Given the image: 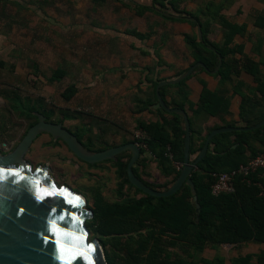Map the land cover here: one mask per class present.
<instances>
[{
    "label": "rangeland",
    "instance_id": "rangeland-1",
    "mask_svg": "<svg viewBox=\"0 0 264 264\" xmlns=\"http://www.w3.org/2000/svg\"><path fill=\"white\" fill-rule=\"evenodd\" d=\"M125 2L129 1L0 0V152H9L19 143L28 128L36 123L34 113H41L49 122L61 123L75 136L78 135L90 152L118 145L119 136L123 137L121 143L132 137L134 139L133 134L140 122L137 118L131 124V118H114L110 113L102 114L97 107L101 98L108 106L113 102L111 90L117 85L112 72L105 70L103 64L110 63L112 52L119 50L121 53L120 49L128 46L127 42L122 43L120 38L111 36L114 34L111 31L114 16L118 14L120 4L125 9H132V5ZM155 7L174 12L167 6ZM253 19L254 14H250L245 25L252 24ZM166 21L153 14L141 23V27L147 30L144 35L148 38L146 43L155 47L154 56L159 46L169 38ZM248 34L251 35L247 40V50L251 48L249 55L263 65L264 32L252 28ZM188 35L195 36L196 27H192ZM182 52L184 66L193 57L194 51L184 43ZM199 52L205 54L202 50ZM141 54L146 55L144 52ZM167 67L172 71L173 66ZM56 69L65 72L64 76L49 82L48 78ZM261 77L264 80V67ZM70 86L75 92L66 99L62 94ZM254 88L250 89L252 92L247 90L248 95H252ZM148 96L149 102L154 103L152 86ZM137 100V106L144 103L141 99ZM258 106L261 109L264 104ZM161 115L166 120L171 118L163 113ZM201 128L197 129L202 131ZM25 160L33 168L46 166L56 184L82 195L90 210L98 199L114 203L142 196L128 185L118 190L124 176L113 163L104 161L89 166L77 159L60 140H54L45 133L31 144ZM147 178H152L153 186L160 187L155 175L149 173ZM98 238L89 232V240H96L100 245ZM243 246H210L198 252L177 245L166 250L171 258L183 257L192 262L204 260L206 264H209L207 259L210 258V264H217L218 257H222L230 264L234 253L243 251ZM115 249L119 263H122L120 254L123 247L116 243Z\"/></svg>",
    "mask_w": 264,
    "mask_h": 264
},
{
    "label": "trees",
    "instance_id": "trees-1",
    "mask_svg": "<svg viewBox=\"0 0 264 264\" xmlns=\"http://www.w3.org/2000/svg\"><path fill=\"white\" fill-rule=\"evenodd\" d=\"M92 1L103 2L105 0ZM181 2L182 0H152L151 6L135 4L134 8L138 16H142L145 12H152L169 21L188 22L194 28L197 27V24L200 25L202 43L199 42L197 33L195 36L184 35L185 44L194 51L193 64L202 62L209 71H213L221 59V67L214 74L219 77L221 84L230 80L232 75L238 76L240 69L248 73L256 84L255 93L260 95L259 102L252 100L245 94H240L242 103L239 117L245 122V126L258 123L264 118V107L260 109L258 106L264 102V80L261 77L259 62H254L248 57L239 61L233 56L235 53L242 55V45L237 46V48L229 47L233 37L243 32L245 26H235L221 21V26L226 29V33L222 45H217L207 38L208 24L204 25L195 14L178 10L176 5ZM166 4L181 17L175 19L171 16H165L160 12L163 10L155 8L156 5L165 8ZM186 17H193L196 22H191ZM254 25L263 29L264 18L259 15L256 16ZM132 34L138 39L145 38L139 33L133 32ZM199 50L205 54L200 53ZM196 69L203 70L200 67ZM64 73L62 70L56 69L48 81H58L64 76ZM190 76L177 83L176 86L182 85ZM157 84L158 82L152 86L155 102H157L155 96ZM168 86L159 89L162 99H164L163 90ZM74 92V87L70 86L62 95L67 99ZM235 93L238 91L236 90ZM189 106L191 108V104ZM171 107L184 110V102L172 104ZM227 108V99L204 87L197 107L192 112L194 116L205 113L208 116L221 118L227 113ZM157 111L161 114H167L171 118L170 120L162 118L161 123L140 122L138 124V129L143 133L141 141L146 144V149L140 148V155L148 154L157 163L163 176L173 175L175 180L183 164L185 133L183 120L179 115L167 113L162 108H158ZM248 114H251L252 117L248 118ZM188 119L191 134L190 157L199 153L207 135L212 130L226 126L234 127V124L224 123L222 126H212L206 131L201 128L202 131H199V129L193 128L192 119L190 117ZM76 137L81 142L80 137L78 135ZM133 142L138 143L139 141L134 138ZM233 145H236L235 148H231ZM83 146L89 151L86 145L83 144ZM113 146H106L98 151ZM259 154H264V125L252 131L229 132L214 136L210 141L206 156L197 164L190 176L200 205L197 212L192 202L191 188L187 183H184L174 195L165 198L147 196L134 188L129 183L126 173L130 153L123 152L117 156L116 161H106L116 165L124 176L118 190L121 191L124 185H128L134 189L135 193L142 194V196L128 202L106 203L100 199L96 200L92 209L93 217L86 221V227L93 236L99 237L98 240L107 264H206L204 260L192 262L183 257L171 258L166 249L181 245L201 252L208 246H237L247 242L264 244V169L250 175L249 182H245L243 178H237L233 193L213 196L210 192L213 173L233 170ZM140 161L138 159L133 167L134 174L139 179L135 166ZM175 164L179 166V169L174 167ZM88 165L95 166L96 164ZM145 184L159 191L166 190L171 186V183H165L157 188ZM113 242L115 243L113 244ZM116 243L123 247L120 254L122 263H119L117 258ZM251 257V255H246L237 258L232 261V264H249ZM255 257V264H264V250ZM216 262L222 264L220 259H217Z\"/></svg>",
    "mask_w": 264,
    "mask_h": 264
},
{
    "label": "water",
    "instance_id": "water-1",
    "mask_svg": "<svg viewBox=\"0 0 264 264\" xmlns=\"http://www.w3.org/2000/svg\"><path fill=\"white\" fill-rule=\"evenodd\" d=\"M160 12L165 16L180 18ZM186 19L196 22L193 17ZM196 28L198 40L202 43L201 27L197 24ZM221 64L222 60L219 59L216 68L209 71L202 62H196L179 77L161 82L155 88L157 106L167 113L179 115L185 131L183 164L179 175L166 190L152 189L134 174L133 167L141 152L135 142L90 152L61 123L49 122L41 113H34L37 122L28 128L19 143L9 152H0V264H107L100 245L96 240H89V230L85 223L93 217V212L86 207V199L66 186L57 185L46 166L33 168L25 160L31 144L43 133L54 140H60L77 159L90 165L116 161L118 155L129 152L126 173L134 188L147 196L165 198L174 195L187 183L198 212L200 205L190 176L206 156L211 139L218 134L256 130L264 125V118L251 126H226L212 130L199 153L191 160L188 116L183 109L168 107L159 89L183 81L198 67L214 75Z\"/></svg>",
    "mask_w": 264,
    "mask_h": 264
},
{
    "label": "crops",
    "instance_id": "crops-1",
    "mask_svg": "<svg viewBox=\"0 0 264 264\" xmlns=\"http://www.w3.org/2000/svg\"><path fill=\"white\" fill-rule=\"evenodd\" d=\"M128 1L129 2L125 3H127V5H132V9H125L120 4L118 14L114 16L115 19L112 24L113 28L111 29L114 33L113 35L111 34V36L117 38L118 40L120 38L122 43L124 41L127 42L128 46L120 49L121 53L119 50L112 52L110 63L103 64L105 70H110L112 72V77L117 82L116 87L111 90V100L113 102L108 106L107 103L102 101L104 98H101L100 105L97 107L102 114L110 113V115L114 118H119L121 116L131 118L130 123L133 122L135 118L143 123H161L163 117L157 111L160 107L157 106L158 103L155 101L154 103L149 102L148 90L149 87L153 86L156 82L159 84L161 82L179 77L180 75L178 76V74L182 72L184 73L190 66L193 65V57L187 64L184 66L182 65V51L185 43L184 35L189 34L192 26L188 22L167 20L166 22L168 23L169 28L167 33L169 38L166 43L159 46L160 49H158L157 55L154 56L155 47L149 46V42L146 43L148 38L138 39L132 34L134 32L145 35L147 30L145 27H141V23L142 21L144 22L146 18H149L154 14L152 12H145L142 16L136 15L134 10L135 4L150 6L152 4V0ZM177 5L176 7L178 10H184L185 12L196 14L201 22L204 21V25L208 24V40L220 46L224 42V35L226 33L223 26H221V21L228 22L235 26L244 25V31L235 35L229 45L231 48H237L239 45H242L243 47L242 55L235 53L233 58L242 61L244 57H248L254 62H258L250 57L249 52L251 48L247 50L249 42L247 40L251 37L248 33L252 32V28H256L257 30L264 32V28L261 29L254 25L256 23V16L259 15L264 18V0H182V2ZM165 6L170 7L167 4ZM238 10H240V13H238ZM170 14L180 16L175 12ZM250 14H254V19L252 24H248L246 26V20ZM96 31H98V29H96ZM130 45L132 47H130ZM142 52L146 55L142 56ZM255 55L258 57L257 54ZM131 58H133L132 61ZM155 61L156 63H154ZM161 61L162 65L160 64ZM151 64L153 66H151L152 68L150 69ZM167 65L173 66V68L171 67L172 71H169ZM263 67L264 64L262 65L259 63V69L261 72L263 71ZM238 72V76L232 75L230 80L221 84L218 76L208 74L203 70L195 69L190 78H188L182 85L176 86V84H172L165 87L163 90V100L170 108H172V104L184 102V110L187 116L192 119L194 129L202 126V128L206 131V129L210 127V123H212L213 126H222L224 123L234 124V127L245 126V122L239 117L240 105L242 103V97L240 94H245L257 102H259L258 100L260 95L255 93L256 84L253 82L252 77L241 69L238 70ZM204 87L207 90L216 92L227 99V113L222 115L221 118L208 116L205 113H200L196 116L193 115L192 111L196 109L200 94ZM252 87H255L254 91L252 95H248L247 90H250ZM236 90L238 93H235ZM136 98L138 100H143L144 103L141 106H137L135 104V101L137 100ZM189 104H191V108ZM260 104H264V102H261ZM247 117L251 118L252 115L248 114ZM136 133H142V131L138 129ZM135 134H133L134 138ZM118 139V142H120L118 145L125 144L121 143L123 140L122 136H119ZM124 142H133V137L126 139ZM234 146L236 145H233L231 148H235ZM195 157L196 155L191 156L190 158L193 160ZM139 159L141 161L135 167L140 179H142L145 183L153 185L152 178H147L149 173L157 177L159 186L165 183L172 184L174 182L173 175L165 177L161 174L157 163L148 154H144L143 156L140 155ZM174 167L179 169V166L176 164ZM243 244L244 250H239L234 253L230 260V264H232V261L235 259L246 255L252 256L249 264H255V256L264 250L263 243L247 242ZM209 247L210 246L207 248ZM222 255L224 256V254ZM218 259L222 261V264H227L222 257H218ZM207 260L210 264V258Z\"/></svg>",
    "mask_w": 264,
    "mask_h": 264
},
{
    "label": "built area",
    "instance_id": "built-area-1",
    "mask_svg": "<svg viewBox=\"0 0 264 264\" xmlns=\"http://www.w3.org/2000/svg\"><path fill=\"white\" fill-rule=\"evenodd\" d=\"M135 138L139 141L138 143L136 142V144L140 148L146 149V144L141 141L143 139V134L136 133ZM260 169H264V154H259L250 158L246 163L239 165L233 170L213 173V182L210 186V192L213 196L233 193L237 178H243L245 182H249V176Z\"/></svg>",
    "mask_w": 264,
    "mask_h": 264
},
{
    "label": "flooded vegetation",
    "instance_id": "flooded-vegetation-1",
    "mask_svg": "<svg viewBox=\"0 0 264 264\" xmlns=\"http://www.w3.org/2000/svg\"><path fill=\"white\" fill-rule=\"evenodd\" d=\"M36 120H37V118H36ZM47 120V119H46ZM48 121V120H47ZM37 122V121H36ZM2 153V152H1Z\"/></svg>",
    "mask_w": 264,
    "mask_h": 264
},
{
    "label": "snow or ice",
    "instance_id": "snow-or-ice-1",
    "mask_svg": "<svg viewBox=\"0 0 264 264\" xmlns=\"http://www.w3.org/2000/svg\"><path fill=\"white\" fill-rule=\"evenodd\" d=\"M45 239H47V238H45Z\"/></svg>",
    "mask_w": 264,
    "mask_h": 264
}]
</instances>
